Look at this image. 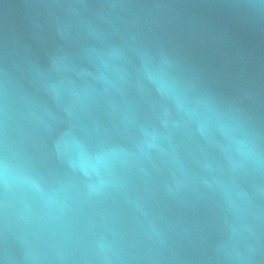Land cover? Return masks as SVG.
I'll list each match as a JSON object with an SVG mask.
<instances>
[{"label":"water","instance_id":"95a60500","mask_svg":"<svg viewBox=\"0 0 264 264\" xmlns=\"http://www.w3.org/2000/svg\"><path fill=\"white\" fill-rule=\"evenodd\" d=\"M0 264H264V0H0Z\"/></svg>","mask_w":264,"mask_h":264}]
</instances>
